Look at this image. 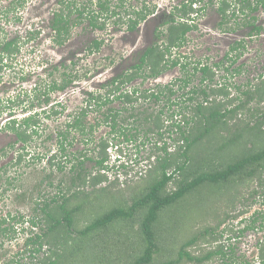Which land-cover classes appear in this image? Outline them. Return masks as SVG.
Segmentation results:
<instances>
[{
    "label": "trees",
    "instance_id": "16d2710c",
    "mask_svg": "<svg viewBox=\"0 0 264 264\" xmlns=\"http://www.w3.org/2000/svg\"><path fill=\"white\" fill-rule=\"evenodd\" d=\"M112 1L115 0H87L80 5L77 0H60L61 7L53 13L49 25L54 42L63 46L72 28L83 20H88L94 30L104 31L109 18H118L114 24L119 25L125 15L128 29L133 31L157 11L156 7L147 6L141 10H125L123 5L126 0H117L115 7H112ZM210 1L213 3V0ZM233 1L219 0L222 27L230 23L227 12ZM237 1L236 9L239 10H235L234 16L238 11L249 16L259 8L264 9V0ZM200 2L205 0H187L164 13L160 27L166 29L157 31L156 39H165V48L161 49L158 42L154 43L136 65L102 85L109 86L105 95L87 93L89 97L84 100L86 105L75 115L68 116L63 127L59 126L61 128L56 135L58 149L51 156L48 153L38 154L32 157V163H26L27 147L35 137L39 138L41 133L46 132L45 128H41V116H61L66 111V105L56 101L51 106L50 114L46 110L41 114L36 110L38 105L34 99L31 104L24 105L21 94L5 101L10 113L0 131L13 133L15 143L10 146L15 148L16 144H20L21 147L14 162L4 166L2 172L8 174L9 166L18 170L24 164L36 167L43 162L49 173L35 189L39 191L44 184L48 189L55 190V194H45L41 201L34 198V193L17 195V198L34 204L33 215L28 219L12 213L0 217V235L4 239L13 241L19 232L27 235L23 250L12 258H0V264H251L248 260L239 262L235 257L236 245H230V236L227 242L223 241L230 227L219 230L227 222L228 213L222 215L210 211V206L233 189L236 192L230 193L229 198L236 201V194H239L237 188L246 184L257 182L264 187V111L260 110L264 108V74L259 75L257 83L248 81L245 85H234L237 96L231 98L230 86L215 80L216 71L223 70L232 75L242 72L243 65L231 70L242 53L231 59L229 55L235 50L242 52L245 48L243 42L237 43L226 55L225 59L232 60L229 66L224 61L214 65L203 63L194 67L193 74L188 72V64H183L177 57L173 60L168 57L173 48L179 50L183 47L187 35L197 28L191 15L199 11L193 5L198 6ZM122 8L124 11H117ZM74 13H77L75 21L71 20ZM251 19L248 22L245 20L240 27H250V36L254 32L259 35L262 27L255 25V17ZM33 37L28 34L25 44ZM1 41L4 43L1 44ZM103 45L102 39L90 41V52L99 53ZM20 50L19 37L0 39V83L2 72L8 66L4 57L12 58ZM179 66L185 73L188 72V76L180 80L177 90L174 87L178 80L172 86L160 85L143 91L126 89L138 77L156 79L167 70ZM197 72L201 73L200 85L192 86L181 95L182 99H173L178 90L185 91L190 86L193 82L190 75L194 76ZM74 79V74L63 73L62 80L54 79L40 95L39 88L35 89V100L47 106L51 103L50 94L65 91L75 83ZM140 100L162 105L158 111L143 119L145 122L142 125H147L143 133L146 143L153 144L152 153L147 158L151 161V167L143 180L144 187L134 196L132 191L129 200L123 189L115 190L119 179L99 187L111 182L108 172L116 169L108 164L110 141L101 138L97 145L98 156L94 158L87 151H71L76 140L72 133H81L82 142L92 140L87 137H91L95 125L88 127L84 119L92 110L99 112L106 107L102 123L99 124L109 127L108 134L113 139L124 136L126 141H133L134 136L127 133L137 129L132 126L137 123H129L128 120L135 118V103ZM116 101L120 102L119 109L111 107ZM16 110H20L23 116H18ZM165 110L169 112L167 121L164 120ZM125 111L132 113L122 118ZM136 122H140V119L137 118ZM165 133L169 138L170 133L178 134L176 142L179 141V144H174L177 146L174 151L167 142L160 145ZM51 137L47 135L46 140ZM88 162L95 163V166L88 169ZM120 164L117 168H127L126 164ZM18 178L7 179L6 188L1 194L12 190ZM171 185H175V189L170 190ZM241 215L244 212L240 211L236 218ZM208 218L215 224H208ZM204 222L207 225L204 226ZM25 223L29 227H23ZM200 224L203 226L198 229ZM248 224L247 220H242L239 225L245 227L239 233L244 234L253 228L252 224ZM18 225L22 228L20 231ZM37 228L39 231H35ZM201 241L210 243L212 249H202ZM45 248L50 253L46 252L48 255L39 258L38 255L44 254ZM194 248L197 250L194 251ZM259 252L264 263V240L260 243ZM25 258L30 261L24 262Z\"/></svg>",
    "mask_w": 264,
    "mask_h": 264
},
{
    "label": "rangeland",
    "instance_id": "374dc122",
    "mask_svg": "<svg viewBox=\"0 0 264 264\" xmlns=\"http://www.w3.org/2000/svg\"><path fill=\"white\" fill-rule=\"evenodd\" d=\"M77 1L80 5L82 1L87 2V0ZM181 1L183 0H126L123 5L125 10L130 8L141 10L145 6L157 7L158 15L150 22H147V24H141L138 33L127 32L126 28L128 27V23L125 19V15L122 16L123 19L120 21L119 25L114 24V21L118 18H109L107 21V28L104 31L94 30L89 25L88 20H83L72 28L69 38L64 42L65 44L60 46L54 42L53 34L49 28L53 13L61 7L59 5L60 0H24L21 10L11 8L15 0H0V37L6 36L12 40L20 36L22 38L21 40H27L24 37L26 33L27 36L28 34L34 36L33 39L26 41V44L23 41H19L21 50L16 56L12 58L4 57V61L8 66L2 72V81L0 83V127H2L9 118V106L7 105V107H5V101L7 99L14 98L21 94V100L24 101V105L31 104L32 99H34L36 103L35 89L39 88L38 93L40 95L41 92L43 93L48 89L54 79L59 81L62 80L63 73H67L68 75L74 74L75 76V83L71 89L59 94L51 93V103L47 106L46 104H36L38 105L36 110H38L39 113L43 114V110H46L48 114H50L51 106L56 104V101H62L66 105V111L63 115L58 116L59 118L57 116L45 118V114L41 116L43 123L41 128L42 130L45 128L46 132L41 133L39 138L35 137L34 142L27 147L26 151L28 156L26 158V163H32V157L35 155L48 153L49 156H51L56 152L58 149L56 146L57 131L64 126V122L70 118V115H75L83 105H86L84 100L89 97L87 93L105 95L109 86L102 87V85L109 83L114 77L125 73L132 66L136 65L138 63L139 54L155 42L157 31L166 29V27L158 28L164 21L163 13L170 12L171 9L181 3ZM218 1L219 0H215L216 5ZM236 2L238 1L235 0L234 4H237ZM112 3V7L118 4L117 0L112 1ZM204 3L208 5L206 6V11L193 16L195 17L194 23L197 28L188 34L187 43L179 48V50L173 48L168 55L171 60L177 57L183 64H188L187 70L190 74L194 73L193 69L195 66H199V62H208L211 64L212 62H221L223 59L225 60L224 56L229 50L230 43L231 45L233 44L232 39H230L227 34H222L220 28L217 27L220 18L213 6L206 0V2H200V5L198 4L197 7L204 6ZM8 9H12L11 12L1 17L2 14L6 13L5 10ZM94 9L95 8H93V10ZM124 9H118L117 11H124ZM13 13H15V17ZM252 17L256 18L255 25L261 26L262 30L260 35L250 40L249 36L246 34H248L251 28L240 27V25L245 20H247V22L251 21ZM76 19L77 13H74L71 20L75 21ZM231 23L235 24V35L236 33H240L241 37H243L241 39H244L246 45L245 50L241 48L242 56L231 70L239 65H243V69L240 74L233 75L230 73L227 74L222 70L217 73L215 80L219 83H226L229 85L230 97L233 98L237 96L236 90L233 87L234 85H245L248 81L257 83L259 75L264 74V9L259 8L256 13L250 14L249 18L242 13H237L235 20L231 21ZM1 34H3V36H1ZM94 39L104 40V45L99 53L90 52L89 43ZM238 39L237 37L236 40ZM2 42L3 41H1V44L4 43ZM158 45L161 49L165 48V39L160 37V39H158ZM239 53L240 51L238 54ZM63 62L65 63L64 66L62 65ZM55 67H57L58 70H56ZM188 72L185 73L179 66L169 69L160 75L161 79L155 80L141 76L136 78L132 83H129L126 89L137 88L139 91H143L152 89L155 85H167L168 83L178 80L174 87V89L177 90L178 86L181 84L180 80L187 77ZM200 76V72H197L194 76L190 75L193 82L185 91L178 90L173 99H182L181 95L188 92L192 86L200 85ZM223 76H226V78H222ZM119 105L120 102L116 101L111 104V107L119 109ZM160 105H162V103L154 105L150 100L147 102L140 100L135 103L136 111L133 112L135 118H131L128 121L129 123H137L132 125L137 127V129H133L132 133H127L128 135L134 136L133 141H126L124 136L113 139V136L108 134L110 131L109 127L104 124H99L102 123L104 113L107 110L106 107H103L99 112L92 110L84 119L88 127L89 125H95L93 134L91 137H87L88 139L92 138V140L88 143L82 142L81 139L83 135L81 133H72V136L76 137V140L71 151H87L89 155L94 158L98 156L97 153H99V149H97V145L101 138L110 141L111 144L108 150L110 161L108 164L110 168L116 167L119 171H116V169L110 170L108 176L111 182H105L99 187H105L119 179L115 190L123 189L127 199L130 198L132 191L133 196L134 194L140 193L145 185L143 180L146 178L147 171L151 167V161L147 158L152 153L153 148V144L146 143V138L143 133H145L147 125H142L145 122L143 119L148 114L158 111L161 107ZM129 108H131V106H129ZM260 110L264 111V108ZM16 111L18 116H23L20 110ZM131 113V111H125L122 113L121 117L126 118ZM188 113L189 112L185 114ZM168 115L169 112L165 110V121H167ZM137 118L140 119V122H136ZM165 123L167 124V122ZM138 124L141 126H138ZM47 135H52L51 139L48 141L46 140ZM170 135L171 138L165 133L164 140L160 142V145L167 142L171 151H174L177 147H175V145L179 144V141L176 142L178 134L170 133ZM13 143H15V135L13 133L0 131V217H5L8 216L9 213H12L14 215L21 214L28 219L33 215L34 204L24 198H17V195L25 192L28 194L34 193V198L36 197L41 201L44 199L43 196L45 194L54 195L55 190L52 188L48 189V186L44 184L41 186V189L39 188L40 192L35 189L49 173V170L46 169V165L43 162L36 167H34V165L26 166L24 164V166L18 168V170L17 168L9 166L8 174L2 172L4 166L9 165L10 162H14L15 158H17L18 150L21 145L16 144V147L12 148L10 144ZM2 150L3 153L1 152ZM120 157L121 159L118 160ZM120 163L126 164L127 168H117L121 165ZM93 166H95V163L88 162V169H92ZM126 171L128 174H125ZM20 173H22V175ZM94 173L96 174L97 171ZM14 177H19L15 180L16 186L2 195L3 189L6 188V180H10V178ZM249 184L237 188L239 194H236V201L229 198L230 193L233 194V192H236V190L233 189L232 192L223 199L213 203V205L210 206V211H217L219 214L222 213V215L228 213L227 222L219 231L227 229L228 226L230 227V229L226 231L223 241L227 242L229 236L230 239L232 238L230 245H236L235 257L239 262L248 260L251 264H262L259 250L262 237H264V187L260 186L257 182ZM169 189H175V185L169 186ZM230 189L232 188L230 187ZM203 200L206 199L204 198ZM240 211L244 212L242 219L244 217H249L253 211H256L254 215L256 217V222L253 224L254 230L245 231L244 234L239 233V230L244 228V225L241 226L238 224L241 220V218H239L240 216L238 217L239 219L236 218ZM258 212H260V214L256 215ZM207 223L214 225L215 221L208 218ZM207 223H205L204 226L207 225ZM28 225L29 224L25 223L23 227H29ZM18 226L20 231L22 228L20 225ZM202 226L203 225L200 224L198 229L202 228ZM245 226H247V223ZM35 231H39V229L37 228ZM26 237L27 235L19 232L15 240L9 241L0 235L1 260H4V256L9 259L18 252H21ZM200 243L202 249H212L210 243L206 241H201ZM193 250L195 251L197 249L194 248ZM48 251V248H45L44 254L41 253L38 257L42 258L48 255L46 253ZM37 259L38 258H36V260ZM29 261L30 259L28 258L24 259V262ZM210 264L223 263L213 262Z\"/></svg>",
    "mask_w": 264,
    "mask_h": 264
},
{
    "label": "flooded vegetation",
    "instance_id": "af4514ba",
    "mask_svg": "<svg viewBox=\"0 0 264 264\" xmlns=\"http://www.w3.org/2000/svg\"><path fill=\"white\" fill-rule=\"evenodd\" d=\"M208 2H209V4L210 5H212L213 6V8H214V10H216L217 11V14H218V16H219V18H220V22L218 21V24L219 25H217V27L218 28H220V31H221V33L222 34H227L228 35V37H230V39H232V45H231V43H230V47H229V50H228V52L225 54V56H224V58H226V55L230 52V50L232 49V47H235V46H237L236 44L237 43H239V42H243L244 43V45H245V42H244V39H241V38H243V37H241V34L240 33H236V35H235V30H236V27L234 26L235 24H233V23H231V21H234L235 20V17L236 16H234V12H235V10H239V9H236L237 8V6H236V4H234V2L235 1H233V3H232V6H231V8H229V10H228V12H227V15L229 16V19H230V23H228V24H226V25H224L223 27L222 26H220V24H221V21H222V17H221V14L218 12V7H219V1L217 2V5H216V3H215V0H213V3L210 1V0H207ZM182 2H187V0H183V1H181V3ZM205 2H206V0H205ZM23 4H24V0H15V2H14V4H12V9H18V10H21V8H22V6H23ZM180 4V3H179ZM178 4V5H179ZM195 6V7H194ZM206 6H208V5H206V3H204V6H202V7H197L195 4L193 5V8H195V10H197V9H199V11L197 10V12H194L192 15H191V19H193V20H195L194 18L195 17H193L195 14L196 15H198V13H202V12H205L206 11ZM236 6V7H235ZM197 7V8H196ZM235 7V8H234ZM157 8V7H156ZM12 9H8V10H5V12L6 13H4V14H2L1 15V17H4V15H8L10 12H11V10ZM237 13H241V12H236V14ZM20 14V13H19ZM158 15V10L156 11V13L155 14H153V15H151V16H149L144 22H142L141 24H147V22H150L151 20H153V18H155L156 16ZM244 16H248V13L247 14H243ZM13 16L15 17V13H13ZM20 16V15H19ZM217 16V17H218ZM163 17H164V13H163ZM52 18H53V15H52V17H51V20H52ZM248 18H249V16H248ZM163 20H164V18H163ZM50 23H51V21H50ZM192 23V22H191ZM141 24L135 29V30H133V31H130L129 29H128V27L126 28V30H127V32H135V33H138V31H139V29H140V26H141ZM193 24L195 25V23L193 22ZM128 26V25H127ZM234 26V27H233ZM256 26H258V25H256ZM260 27V26H259ZM158 28H160V26L158 27ZM248 28V27H247ZM217 29V28H216ZM194 31V30H193ZM250 31H251V29H250ZM250 31L248 32V34H246L247 36H249V39L251 40L252 38H254V37H257L258 36V34L256 33V32H254V35L253 36H250ZM52 33V32H51ZM243 33V32H242ZM53 34V33H52ZM261 34V32L259 33V35ZM243 35V34H242ZM245 35V36H246ZM1 36H3V34H1ZM6 37V36H5ZM5 37H0V39H2V38H5ZM25 39H27L28 38V36H27V33L25 34ZM239 38L238 40H236V38ZM7 38V37H6ZM8 40H10V38H7ZM22 38L19 36V41H23V42H25V40H21ZM187 40H188V35H187ZM242 40V41H241ZM156 42H158L157 41V39L155 40V42L154 43H156ZM154 43H152L149 47H147L143 52H141L140 54H139V56H138V62H139V59H140V57L148 50V48H151L153 45H154ZM186 43H187V41H186ZM245 47H246V45H245ZM176 50H178L177 48H176ZM243 50H245V48L243 49ZM236 52V53H235ZM238 50H235L234 52H231L230 53V55H229V58L231 57H233V56H235V55H237L238 54ZM240 53H242L241 51H240ZM239 53V54H240ZM242 55V54H241ZM230 58V59H231ZM239 60V59H238ZM238 60H237V62H238ZM223 61H224V63H226V64H228V66H229V64L232 62V60H227V59H223ZM206 63H208V62H206ZM215 63H219V62H212L210 65H214ZM202 64L203 63H200L199 62V65L200 66H202ZM209 64V63H208ZM237 64V63H236ZM217 73L219 72V71H216ZM161 79V76H159L158 78H156V79ZM155 79V80H156ZM175 82V81H174ZM174 82H172V83H168L167 85H162V86H172V84L174 83ZM74 86V84H71L65 91H63V92H66L67 90H69V89H71L72 87ZM157 86H160V85H155V87L154 88H156ZM59 93H62V92H57V94H59ZM58 102V101H57ZM59 102H62V101H59ZM36 103L38 104V105H43L42 104V102L40 103V101H36ZM255 212L256 211H253V213L249 216V217H244V219L245 220H247L248 221V223L249 224H252V226H253V224H255V222H256V217L254 216L255 215ZM260 214V212H258V213H256V215H259ZM242 216H244V215H241L240 217L242 218ZM245 227V226H244ZM250 230H254L253 228L252 229H250ZM247 231H249V230H247ZM259 231H260V229H259ZM264 240V237H262V240L261 241H263ZM261 263L262 264H264L263 262H262V259H261Z\"/></svg>",
    "mask_w": 264,
    "mask_h": 264
},
{
    "label": "clouds",
    "instance_id": "9594fccd",
    "mask_svg": "<svg viewBox=\"0 0 264 264\" xmlns=\"http://www.w3.org/2000/svg\"><path fill=\"white\" fill-rule=\"evenodd\" d=\"M239 218H241V217H239ZM239 218H237V219H239ZM242 220H244V218H243V219L241 218V220L239 221V223H241ZM239 223H238V224H239Z\"/></svg>",
    "mask_w": 264,
    "mask_h": 264
}]
</instances>
